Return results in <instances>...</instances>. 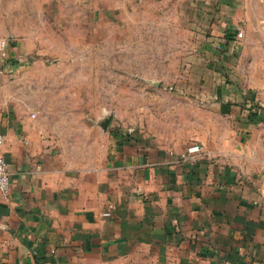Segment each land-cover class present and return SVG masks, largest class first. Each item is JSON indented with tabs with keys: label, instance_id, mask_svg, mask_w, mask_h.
I'll use <instances>...</instances> for the list:
<instances>
[{
	"label": "crops",
	"instance_id": "crops-1",
	"mask_svg": "<svg viewBox=\"0 0 264 264\" xmlns=\"http://www.w3.org/2000/svg\"><path fill=\"white\" fill-rule=\"evenodd\" d=\"M0 37L12 43L0 71V152L11 179L0 194V264H264V60L252 80L238 68L245 90L223 106L236 129L214 159L198 145L113 135L101 148L98 129L54 131L83 120L42 118L30 96L51 88L19 86L34 49L1 28ZM225 40L221 56L235 63L243 45Z\"/></svg>",
	"mask_w": 264,
	"mask_h": 264
},
{
	"label": "rangeland",
	"instance_id": "rangeland-1",
	"mask_svg": "<svg viewBox=\"0 0 264 264\" xmlns=\"http://www.w3.org/2000/svg\"><path fill=\"white\" fill-rule=\"evenodd\" d=\"M0 28L34 49L19 86L51 88L30 96L38 114L83 120L52 129H98L101 148L119 135L219 157L237 119L223 106L245 90L238 68L252 80L264 60V0H0ZM228 36L243 45L235 63L220 53Z\"/></svg>",
	"mask_w": 264,
	"mask_h": 264
},
{
	"label": "built area",
	"instance_id": "built-area-1",
	"mask_svg": "<svg viewBox=\"0 0 264 264\" xmlns=\"http://www.w3.org/2000/svg\"><path fill=\"white\" fill-rule=\"evenodd\" d=\"M244 34H238V39H243ZM11 38L0 37V67L1 72H4L10 65V50H11ZM3 144L2 138H0V147ZM198 146L193 147L191 152H199ZM11 190V179H10V167L2 153L0 152V194L8 196Z\"/></svg>",
	"mask_w": 264,
	"mask_h": 264
},
{
	"label": "trees",
	"instance_id": "trees-1",
	"mask_svg": "<svg viewBox=\"0 0 264 264\" xmlns=\"http://www.w3.org/2000/svg\"><path fill=\"white\" fill-rule=\"evenodd\" d=\"M254 114V113H253ZM253 117V115H251L250 119Z\"/></svg>",
	"mask_w": 264,
	"mask_h": 264
},
{
	"label": "water",
	"instance_id": "water-1",
	"mask_svg": "<svg viewBox=\"0 0 264 264\" xmlns=\"http://www.w3.org/2000/svg\"><path fill=\"white\" fill-rule=\"evenodd\" d=\"M105 124H103V126H104ZM104 129H105V127H104Z\"/></svg>",
	"mask_w": 264,
	"mask_h": 264
}]
</instances>
